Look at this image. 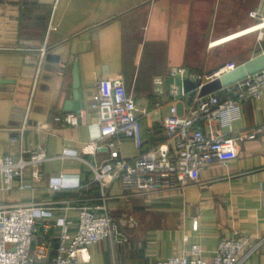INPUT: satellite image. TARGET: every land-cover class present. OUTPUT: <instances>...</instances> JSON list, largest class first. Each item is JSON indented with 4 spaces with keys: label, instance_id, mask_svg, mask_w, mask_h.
Segmentation results:
<instances>
[{
    "label": "crops",
    "instance_id": "0c3cea01",
    "mask_svg": "<svg viewBox=\"0 0 264 264\" xmlns=\"http://www.w3.org/2000/svg\"><path fill=\"white\" fill-rule=\"evenodd\" d=\"M253 11L264 17V0H0V155L18 160L41 148L48 157L39 183L25 176L24 189L15 182L13 191L0 193V204L51 208L52 217L45 221L65 216L69 243L79 203L100 204L92 168L111 155L106 141L98 151L90 147L97 124L90 108L96 83L120 79L140 110L141 149L125 140L119 151L123 159L133 160L164 140L163 119L172 104L180 116L195 107L197 96L174 99L156 93L155 79L167 85L172 68L203 75L264 53V26L257 27ZM74 67L84 108L82 122L71 128L54 118L73 112L65 104L73 100ZM208 95L227 98L222 89ZM263 122L264 92L258 101L243 103L229 126L204 123L203 132L206 138L217 132L229 138ZM62 174L78 176L88 186L51 191L50 180ZM200 180L201 185L157 196L130 195L114 182L109 215L116 221L122 214L132 216L137 227L122 229L126 241L107 239L91 246V264H156L187 254L192 244L210 259L228 237L249 245L261 242L245 264H264V136L239 144L234 160L204 167Z\"/></svg>",
    "mask_w": 264,
    "mask_h": 264
},
{
    "label": "built area",
    "instance_id": "2783aa9c",
    "mask_svg": "<svg viewBox=\"0 0 264 264\" xmlns=\"http://www.w3.org/2000/svg\"><path fill=\"white\" fill-rule=\"evenodd\" d=\"M250 17L260 22L257 27L264 26L263 14L259 11L251 12ZM45 54V49H40L38 68ZM235 68L236 64L230 62L203 75L172 68L169 77L193 82L199 91L205 83ZM155 86L156 93L167 92L176 99V85L167 87L165 80L155 79ZM95 88L90 108L97 117V124L90 147L98 151L103 147L99 143L106 141L105 148L111 151L107 162L92 168V183L98 186L100 204L79 203L77 225L69 243L70 225L65 216H58L54 223L45 221L52 217L51 208L34 203L0 204V264H91V246L107 239L115 243L126 241L122 229L137 227L132 216L122 214L116 221L109 215V188L114 182H119L130 195L156 196L187 184L201 185L200 171L204 167L234 160L239 144L264 136V122L229 138L220 132L206 138L203 132L204 123L229 126L239 118L243 103L260 99L264 92V70L222 88L227 94L223 101L214 95L197 96L195 107L189 109L186 116H180L177 106L172 104L163 119L164 140L133 160L123 159L119 151L125 140L141 149L140 110L120 79H101ZM185 95L182 90L179 97ZM82 117L81 111L67 112L56 116L54 121L73 128L80 125ZM47 160L41 148L22 153L18 160L0 155V193L13 191L15 182L19 183L18 190H23V179L27 175L34 183H39L42 166ZM73 177L75 179L70 175H58L50 180L49 189L64 192L88 186L83 185L78 176ZM192 228L196 231V221ZM260 244L249 245L239 237H228L219 241L210 259L204 257L200 245L192 244L187 254L161 259L156 264H245Z\"/></svg>",
    "mask_w": 264,
    "mask_h": 264
},
{
    "label": "water",
    "instance_id": "95a60500",
    "mask_svg": "<svg viewBox=\"0 0 264 264\" xmlns=\"http://www.w3.org/2000/svg\"><path fill=\"white\" fill-rule=\"evenodd\" d=\"M262 70H264V53L247 60L246 62L236 66V68L233 69L232 71H229L221 75L219 78L214 79L212 83H210V85L217 82L218 83L217 88L216 89L214 88L213 90L211 89L206 94H202L201 91L208 85L202 87L199 91H197L196 90L197 86L195 85V83L192 84L188 80L180 81L178 79L174 80L172 78H168L167 87H169L170 85H176L178 88L177 97L180 96L181 91L183 90L184 94H188L190 99H193L195 96L204 97L216 90L232 86L246 79L248 76H252ZM65 107H66L65 109L66 111H73L76 113L80 112L84 108L83 94L82 91L80 90V84H79L76 67H74L73 70V100L70 103V105L65 104Z\"/></svg>",
    "mask_w": 264,
    "mask_h": 264
},
{
    "label": "rangeland",
    "instance_id": "374dc122",
    "mask_svg": "<svg viewBox=\"0 0 264 264\" xmlns=\"http://www.w3.org/2000/svg\"><path fill=\"white\" fill-rule=\"evenodd\" d=\"M190 83H192V84H194L193 82H190ZM210 83H212V81L211 82H209V83H207L205 86H207V87H205L201 92H202V94H206L208 91H210L211 89L213 90L214 88L216 89L217 88V86H218V83L216 82V83H214V84H211L210 85ZM196 85V84H195ZM197 86V85H196ZM204 86V85H203Z\"/></svg>",
    "mask_w": 264,
    "mask_h": 264
}]
</instances>
